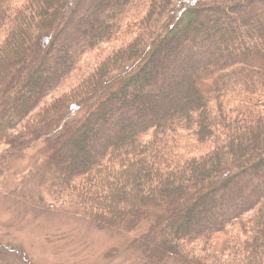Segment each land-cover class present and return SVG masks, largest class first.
<instances>
[{"label":"trees","instance_id":"1","mask_svg":"<svg viewBox=\"0 0 264 264\" xmlns=\"http://www.w3.org/2000/svg\"><path fill=\"white\" fill-rule=\"evenodd\" d=\"M0 145L145 264H264V0H0Z\"/></svg>","mask_w":264,"mask_h":264},{"label":"rangeland","instance_id":"2","mask_svg":"<svg viewBox=\"0 0 264 264\" xmlns=\"http://www.w3.org/2000/svg\"><path fill=\"white\" fill-rule=\"evenodd\" d=\"M172 1L182 7L189 1L210 0ZM5 146L0 145V167L8 153ZM51 157L39 148L29 149L24 159L8 158L9 164L0 169V262L145 264L136 234L97 229L92 221L70 212L66 202L41 193L39 181Z\"/></svg>","mask_w":264,"mask_h":264}]
</instances>
